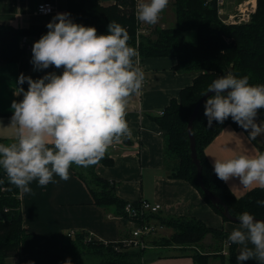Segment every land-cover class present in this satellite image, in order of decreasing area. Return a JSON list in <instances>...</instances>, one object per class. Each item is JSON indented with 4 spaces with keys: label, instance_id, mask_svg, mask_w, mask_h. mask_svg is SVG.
<instances>
[{
    "label": "trees",
    "instance_id": "trees-1",
    "mask_svg": "<svg viewBox=\"0 0 264 264\" xmlns=\"http://www.w3.org/2000/svg\"><path fill=\"white\" fill-rule=\"evenodd\" d=\"M108 1L67 0L66 11L73 22L94 26L98 34H106L109 23L115 21L128 31L129 45L138 48L141 56H176L178 70L200 72L190 86L181 90L180 97L174 98L163 114H158L155 119L164 136L165 160L170 177L191 182L222 215V207L213 204L198 183L187 126L195 105L208 86L220 76L231 72L238 78L247 76L252 85L264 84V0H257L251 19L242 23L224 22L218 15L216 0H175L174 24L156 28L154 38L138 33L139 23L134 13L136 0L104 4ZM46 33L44 27L37 25L20 29L0 25V62H16L25 53L26 49L20 45L23 36L38 34L42 37ZM204 105L205 102L194 121L193 131L206 187L223 199L232 215L238 217L248 212L264 217V206L257 203L264 201V189L255 187L237 197L226 182L217 178L205 147L227 125L242 128L230 117L223 124L214 121L209 128ZM258 117L264 119V109L259 111ZM254 143L264 153V142L256 139ZM99 163L110 165L113 158L106 153L93 166L85 168L73 164L71 168L87 184L95 204L116 215L124 214L127 201L117 194L115 182L96 172L95 167ZM157 218L161 224L174 230L168 242L200 244L209 233L220 239L221 251L219 246L215 254L204 249L196 250L192 253V264H209L214 255H228L229 264H238V245L231 244L227 239L231 232L207 226L197 218L165 217L160 211L149 214L143 221L157 222ZM63 237L60 248L48 249L42 245L37 234L26 230L20 190L9 182L6 172L0 167V264H145L146 261L143 254L146 248H124L120 240L106 244L85 232ZM116 245L121 248L116 249ZM223 246L227 254L223 253ZM11 257L15 260L10 261Z\"/></svg>",
    "mask_w": 264,
    "mask_h": 264
},
{
    "label": "clouds",
    "instance_id": "clouds-1",
    "mask_svg": "<svg viewBox=\"0 0 264 264\" xmlns=\"http://www.w3.org/2000/svg\"><path fill=\"white\" fill-rule=\"evenodd\" d=\"M169 0H137L135 16L140 23L155 25ZM49 31L32 48L34 70L50 66L40 79L20 74L11 125L15 142L0 143V167L21 193H31L30 183L43 187L53 177L70 179V168L97 164L114 142L131 138L126 108L131 96L143 89L145 74L137 50L130 46L128 31L111 21L106 34L94 26L75 23L70 13H57L47 24ZM27 82V90L23 88ZM208 127L229 117L248 134V141L264 136V122H257L264 109V84L252 85L248 77L231 72L215 79L203 96ZM218 179L238 180L244 189H264V153L214 159ZM237 184L231 185L233 188ZM264 206V201H257ZM239 227L228 242L240 246L238 264L255 259L264 264V220L248 212L238 216Z\"/></svg>",
    "mask_w": 264,
    "mask_h": 264
},
{
    "label": "crops",
    "instance_id": "crops-1",
    "mask_svg": "<svg viewBox=\"0 0 264 264\" xmlns=\"http://www.w3.org/2000/svg\"><path fill=\"white\" fill-rule=\"evenodd\" d=\"M42 2H52L56 11L51 14L37 12V6ZM257 0H223L218 8V15L227 20L246 3L256 4ZM112 0L104 2L110 4ZM67 0H0V25L14 28H28L31 25L44 27L57 13H67ZM41 38L38 34L25 35L20 39L25 53L16 62H0V141L13 143L16 140V127L11 125L14 100L23 99V94H15L18 78L21 73L40 79L49 72L62 74L63 68L50 66L47 69L34 70L32 48ZM27 40V41H26ZM139 56V64L145 74L146 83L138 95L129 98L126 108V120L131 129V138H122L114 142L107 154L113 158L110 165L99 163L95 170L106 179L115 182L117 194L126 201L147 199L160 203V214L165 217L197 218L207 226L232 232L239 227V222L226 220L203 197L200 190L191 182L172 178L169 175L165 160V140L155 116L164 110L174 98H179L181 90L190 86L200 72L180 71L177 69V57ZM28 83L23 88L27 90ZM248 134L242 129L227 125L205 147V153L214 166V159H228L237 155L253 156L263 153L254 141H248ZM261 143L264 142L260 141ZM54 182L39 186L38 181L30 183L31 193H21V209L24 217V227L28 232L39 236L42 245L48 249H58L63 236L73 229L76 233L85 232L103 241H118L130 235L126 221L115 216V213L94 203L93 196L82 178L70 168V179L61 180L53 177ZM238 180H231L227 185L237 196H243L251 189L238 185ZM235 185L231 188V185ZM157 218V222L160 223ZM170 236L174 230L165 227ZM168 236V235H167ZM212 236V235H211ZM207 236L204 242L194 245L173 244L150 247L153 236H149L146 248L145 264L163 260H181L184 264H192V252L208 250L210 254L218 251L219 244L214 236ZM221 243V242H219ZM226 249V248H225ZM238 245L237 254L240 252ZM145 252V253H146ZM243 264H259L255 259H249Z\"/></svg>",
    "mask_w": 264,
    "mask_h": 264
},
{
    "label": "built area",
    "instance_id": "built-area-1",
    "mask_svg": "<svg viewBox=\"0 0 264 264\" xmlns=\"http://www.w3.org/2000/svg\"><path fill=\"white\" fill-rule=\"evenodd\" d=\"M218 8L223 4V0H216ZM114 4H116L117 0H112ZM137 2V0H136ZM136 9V4H135ZM256 9V4L246 3L238 9V12L233 14L224 22L226 23H242L248 22L251 19L252 13ZM56 11V5L52 2H42L37 6V12L42 14H51ZM135 13V11H134ZM139 23L138 33H144L145 29L141 27V23ZM27 41V40H26ZM140 65V64H139ZM141 67V65H140ZM142 68V67H141ZM143 70V69H142ZM146 83V78L144 81V85ZM164 110L159 112V115L163 114ZM162 205L160 203L151 202L147 199H141L138 201H127L124 207V214L117 215L115 217L123 220H126V223L130 228V235L128 237H124L120 241L122 242L121 247L124 248H139L144 249L149 246L147 238L149 236H153L159 229L163 228L164 225L158 222H148L143 221L144 217H147L149 214L157 213L162 210ZM75 234V231H70L68 235L72 236ZM106 244L109 241H104ZM229 243H227L228 245ZM116 249L121 248L120 245L115 246ZM227 250L224 249L223 253L227 254Z\"/></svg>",
    "mask_w": 264,
    "mask_h": 264
},
{
    "label": "rangeland",
    "instance_id": "rangeland-1",
    "mask_svg": "<svg viewBox=\"0 0 264 264\" xmlns=\"http://www.w3.org/2000/svg\"><path fill=\"white\" fill-rule=\"evenodd\" d=\"M175 0H169V4L167 6V8L161 13L160 15V19L158 21L157 24L155 25H147V24H144V23H141V27L145 29V32L143 34H145L146 36H150L152 38H154V32H155V29L156 28H165L167 27L168 25H171V24H174L175 22V14H174V11H173V2ZM111 4H114L113 2L110 3ZM132 5V3H131ZM256 6H257V2H256ZM257 122H264V119H261L260 117H258L257 119ZM257 140L260 142V141H263L264 140V136H261V137H258ZM169 217V216H167ZM166 227V226H165ZM70 231H74L73 229L69 230L66 235H67V238L68 237H73L75 236L77 233L75 232V234H73L72 236L68 235V233ZM168 235V236H167ZM212 234H207V236H211ZM172 236V235H171ZM171 236L169 234H167L166 232V229L161 228L159 229L156 233L153 234V239L151 240V244H150V247L151 246H154L155 243L157 242L156 246L157 245H162L164 246H168V245H173L175 243L173 242H168L167 240L171 238ZM206 236V237H207ZM213 236V235H212ZM211 236V237H212ZM205 237V238H206ZM66 238V237H65ZM66 238V239H67ZM155 238V241L156 242H153ZM63 240V239H62ZM214 241L215 243L219 244L220 242V239H217V238H214ZM202 243L204 242L201 241ZM221 246V245H220ZM219 246V247H220ZM152 248V247H151ZM225 248V246H223V249ZM197 250V249H196ZM222 248L220 247L219 251H221ZM146 252V251H145ZM143 253L144 256L147 255V252L146 253ZM193 253V252H192ZM15 260L14 258H10V261H13ZM17 260V259H16ZM230 257L228 255H226L225 257L224 256H221V255H214L210 258V263L209 264H229L230 263ZM147 264H184L183 261H181L180 259L179 260H163V261H157V262H154V263H147Z\"/></svg>",
    "mask_w": 264,
    "mask_h": 264
},
{
    "label": "water",
    "instance_id": "water-1",
    "mask_svg": "<svg viewBox=\"0 0 264 264\" xmlns=\"http://www.w3.org/2000/svg\"><path fill=\"white\" fill-rule=\"evenodd\" d=\"M212 94L213 93H208L207 95L202 96L199 99V101L197 102V104L195 105V107H194V109H193V111L189 117L187 129H188V134L190 137L191 157L193 159V162L197 166V180H198L200 187L204 191V193L208 196V198L211 200V202L213 204H215L219 207H222V215L226 219L234 221V222H238V217L231 214L229 207L223 201V199L221 197H219L218 195L214 194L210 189H208L206 187L204 179H203V165L201 163L200 158L198 157L197 143H196V138H195L194 131H193V125H194V121H195V119L199 113V110H200L202 104L206 101L208 96L212 95ZM254 218L257 220H264V217L254 216Z\"/></svg>",
    "mask_w": 264,
    "mask_h": 264
}]
</instances>
